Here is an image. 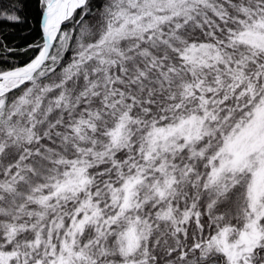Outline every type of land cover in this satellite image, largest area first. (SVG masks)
Returning a JSON list of instances; mask_svg holds the SVG:
<instances>
[{"label":"snow or ice","instance_id":"obj_1","mask_svg":"<svg viewBox=\"0 0 264 264\" xmlns=\"http://www.w3.org/2000/svg\"><path fill=\"white\" fill-rule=\"evenodd\" d=\"M0 264H264V0H0Z\"/></svg>","mask_w":264,"mask_h":264},{"label":"trees","instance_id":"obj_2","mask_svg":"<svg viewBox=\"0 0 264 264\" xmlns=\"http://www.w3.org/2000/svg\"><path fill=\"white\" fill-rule=\"evenodd\" d=\"M24 28H25V26H20V27L15 28V29L5 28L4 32H5V34H8V33L14 34L16 37V41H15L16 43H24L25 41L23 39H21L22 36L26 35ZM9 39H12V36H9Z\"/></svg>","mask_w":264,"mask_h":264}]
</instances>
